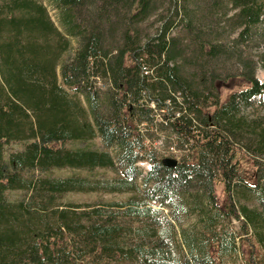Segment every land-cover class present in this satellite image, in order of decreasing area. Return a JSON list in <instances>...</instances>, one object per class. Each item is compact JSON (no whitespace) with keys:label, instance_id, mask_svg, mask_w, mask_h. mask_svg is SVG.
<instances>
[{"label":"trees","instance_id":"1","mask_svg":"<svg viewBox=\"0 0 264 264\" xmlns=\"http://www.w3.org/2000/svg\"><path fill=\"white\" fill-rule=\"evenodd\" d=\"M49 4L59 26L43 0H0V264H226L264 254V116L248 113L264 94L255 76L264 0ZM153 17L160 24L146 33L140 24ZM254 43L259 54L245 55ZM232 57L242 70L226 78L250 84L224 99L214 82ZM157 110L167 115L160 129L187 145L180 160L145 146L141 124L153 125ZM96 138L103 149L67 145ZM11 143L23 147L6 156ZM143 159L151 168L142 176ZM246 160L255 182L239 174ZM63 167L117 175L48 174ZM98 191L129 197L59 200Z\"/></svg>","mask_w":264,"mask_h":264},{"label":"rangeland","instance_id":"2","mask_svg":"<svg viewBox=\"0 0 264 264\" xmlns=\"http://www.w3.org/2000/svg\"><path fill=\"white\" fill-rule=\"evenodd\" d=\"M43 2L48 6L50 10V14L56 24L59 26L57 10H54L53 7L49 4V0H43ZM160 22L155 18H151L143 23L140 24L141 29H143L146 33H153ZM184 26L181 25L176 29V33L181 37H187L185 33ZM237 32H230L228 37L233 39L236 37ZM225 40V38H223ZM187 41V40H185ZM77 41L74 42V47H77ZM262 46H257L254 43L253 46L244 48L245 55H256L259 54ZM69 57V53L64 56L65 58ZM255 76L259 79L260 82L264 83V67L260 62L255 63ZM242 70V66L239 64L236 58H230L225 62V65L219 67V79H217L214 83L217 89V92L222 95L224 99L228 98V96L234 90H238L248 86L250 83L244 77L240 76H232L227 77L229 74H237ZM248 113L250 115L255 116H264V94L258 95L254 98V103L252 108L248 109ZM166 113L161 112L159 110L156 111L155 116L156 120L153 125L148 123L141 124V127H147L144 132L146 133L145 139V146L148 149L155 150L158 152V155L161 158L170 157L171 159L180 160L185 155L189 154V150L187 145L180 146V141L172 134L169 128L161 130L159 127V121L167 120ZM69 147H92L97 149H103L102 142L100 138H96L92 141L87 142H68L67 144ZM23 144L20 143H11L6 147V156L11 151L20 150L22 149ZM244 163L240 166L239 174L244 176L248 181L255 182L256 181V170L252 167L249 160L243 161ZM139 168L142 171V176L145 175L149 169L151 168V163L146 159H143L137 163ZM49 175L55 177H67L73 175H82V176H101V177H114L117 175V172L110 168H96L93 171H89L86 169H77V168H70V167H63V168H53L48 172ZM14 194L18 195V192ZM11 193V196H15ZM219 199L221 202L225 200V194L222 188L218 190ZM129 197V194H122V193H105L102 191L98 192H64L59 195V200L62 202H74V203H81L82 205H86L88 203H105L111 201H121L125 200ZM241 223L238 220H232V227L236 232L241 234L245 237L244 231H242L240 227ZM246 239V238H244ZM252 261L254 264H264V254H260L259 256L257 253L242 255L241 253L232 256L226 264H248V262Z\"/></svg>","mask_w":264,"mask_h":264},{"label":"water","instance_id":"3","mask_svg":"<svg viewBox=\"0 0 264 264\" xmlns=\"http://www.w3.org/2000/svg\"><path fill=\"white\" fill-rule=\"evenodd\" d=\"M167 159H164V162H166Z\"/></svg>","mask_w":264,"mask_h":264}]
</instances>
